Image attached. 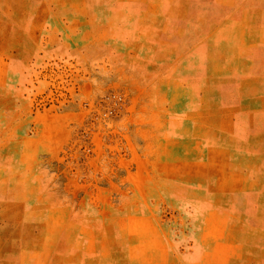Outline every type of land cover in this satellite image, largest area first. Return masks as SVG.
<instances>
[{"label": "rangeland", "instance_id": "obj_1", "mask_svg": "<svg viewBox=\"0 0 264 264\" xmlns=\"http://www.w3.org/2000/svg\"><path fill=\"white\" fill-rule=\"evenodd\" d=\"M0 264H264V0H0Z\"/></svg>", "mask_w": 264, "mask_h": 264}, {"label": "crops", "instance_id": "obj_2", "mask_svg": "<svg viewBox=\"0 0 264 264\" xmlns=\"http://www.w3.org/2000/svg\"><path fill=\"white\" fill-rule=\"evenodd\" d=\"M46 158H52L51 157V155H49V156H47ZM155 158H156V160H158V157H157V153H156V155H155ZM157 162V161H156ZM150 170V169H149ZM108 173H111V172H107V174ZM164 173H166V172H163L162 170L159 172V170H155V172H154V174H157V175H159V176H163V174ZM149 173H148V170L147 169H144V171H140V175H142V176H147ZM172 175V174H171ZM146 183V182H145ZM144 183V184H145ZM142 184V186H138V187H136V186H134L133 184H126V185H124L123 187V190H125V191H135L136 189L137 190H149L150 189V186H148V183L147 184ZM154 185V184H153ZM154 187V189H157V187L156 186H153ZM136 188V189H135ZM50 190H51V188H50ZM129 200V201H128ZM125 199V202H122L123 203V205H128V204H130V203H132L134 200H130V199ZM140 216V218H142L143 219V221L145 222V223H147V222H152L153 224H155V225H157V223H156V221L154 220H152V216H151V214H148V213H146V214H140L139 215ZM119 221L120 220H115V223L118 225V224H120L119 223ZM118 227V226H117ZM123 227V226H122ZM124 231V230H123ZM120 232V231H119ZM141 233H142V231H140ZM141 233H140V235H141ZM147 233H149V232H146V233H144V235L142 236V237H144V238H147V237H150V238H157V237H159V236H157V235H155V232H150L151 234H147ZM129 237V236H128ZM141 237V236H140Z\"/></svg>", "mask_w": 264, "mask_h": 264}, {"label": "built area", "instance_id": "obj_3", "mask_svg": "<svg viewBox=\"0 0 264 264\" xmlns=\"http://www.w3.org/2000/svg\"><path fill=\"white\" fill-rule=\"evenodd\" d=\"M108 103L113 104V105L116 104L114 108H109L108 110H106V112H107L108 114H110L111 111H112L113 109H114V110L116 109L117 104L122 105L123 101H121L120 98H118V97L112 95L111 97H109V99H108ZM119 105H118V106H119Z\"/></svg>", "mask_w": 264, "mask_h": 264}]
</instances>
